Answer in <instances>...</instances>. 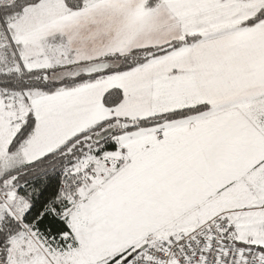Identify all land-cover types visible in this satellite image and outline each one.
Segmentation results:
<instances>
[{
	"label": "snow or ice",
	"instance_id": "1",
	"mask_svg": "<svg viewBox=\"0 0 264 264\" xmlns=\"http://www.w3.org/2000/svg\"><path fill=\"white\" fill-rule=\"evenodd\" d=\"M0 264H264V0H0Z\"/></svg>",
	"mask_w": 264,
	"mask_h": 264
}]
</instances>
